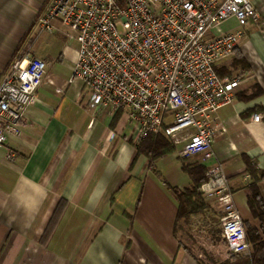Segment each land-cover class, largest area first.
Segmentation results:
<instances>
[{"label": "crops", "instance_id": "obj_1", "mask_svg": "<svg viewBox=\"0 0 264 264\" xmlns=\"http://www.w3.org/2000/svg\"><path fill=\"white\" fill-rule=\"evenodd\" d=\"M51 1L0 0V82L13 61L27 54L47 64L37 97L26 110L21 136L0 146V264L224 261L209 253L202 259L196 240L203 235L196 230L191 237L175 235L178 201L172 190L191 183L178 147L153 164L140 156L132 165L136 143L126 118L90 108L88 90L72 77L77 42H66L63 33L39 26L38 18ZM254 3L261 20L248 22V33L237 45L250 71L234 72L232 76L241 78L235 100L216 112L224 128L213 143L216 157L206 162L188 159L207 169L221 165L236 206L247 218L245 187L250 175L244 157L264 170V118L252 120L254 113L264 114V0ZM237 27L229 19L216 31ZM233 57L217 64L221 73L232 71ZM10 151L14 161L6 159ZM260 190L264 197V183ZM56 209L52 233L42 240Z\"/></svg>", "mask_w": 264, "mask_h": 264}, {"label": "built area", "instance_id": "obj_2", "mask_svg": "<svg viewBox=\"0 0 264 264\" xmlns=\"http://www.w3.org/2000/svg\"><path fill=\"white\" fill-rule=\"evenodd\" d=\"M229 19L238 29L217 32ZM260 20L254 0H52L38 18L42 31L77 42L72 77L88 90L91 109L121 113L136 144L163 133L180 157L200 162L216 157L213 143L224 131L216 112L235 100L241 84L240 76L220 75L216 66L234 55L248 22ZM46 70L43 59L27 54L0 82V146L21 136ZM15 158L11 151L6 156ZM207 176L201 190L222 212L227 255L249 256L243 217L222 166L209 167Z\"/></svg>", "mask_w": 264, "mask_h": 264}, {"label": "trees", "instance_id": "obj_3", "mask_svg": "<svg viewBox=\"0 0 264 264\" xmlns=\"http://www.w3.org/2000/svg\"><path fill=\"white\" fill-rule=\"evenodd\" d=\"M232 71L221 73L220 75L232 76L235 71L238 75L250 71V66L242 53L235 48L234 57L231 63ZM174 144L163 133H150L147 137L136 144V154L132 165L140 156L148 158L151 164L162 156L174 152ZM182 167L190 178L191 183L184 189L174 188L173 194L178 201V214L175 222V235L179 237L189 235L194 230L203 234L213 242H218L221 235V217L222 212L213 207V203L205 199L201 190L202 184L207 180V167L202 164L188 163V158H182ZM246 164L245 173L250 175V180L245 187L248 198V207L250 218L243 217L246 230L247 241L251 247L249 256L231 254L227 259L219 264H264V197L260 190V184L264 183V170L252 163L248 157H244ZM57 221V209L52 216L42 240L47 239L53 230ZM256 221L258 225H254ZM189 253L193 254L190 248L180 241ZM194 255V254H193ZM198 259V257H196ZM199 260V259H198ZM200 261V260H199ZM202 264H205L201 262Z\"/></svg>", "mask_w": 264, "mask_h": 264}, {"label": "rangeland", "instance_id": "obj_4", "mask_svg": "<svg viewBox=\"0 0 264 264\" xmlns=\"http://www.w3.org/2000/svg\"><path fill=\"white\" fill-rule=\"evenodd\" d=\"M243 29L247 32V25ZM47 36H49V34H44V37H47ZM212 243L216 244L215 245L216 247H211L210 245ZM196 246H197L196 250L198 251V254L202 257V259L206 260L205 256L207 257L208 253L212 257H214L215 260L217 259V261L218 260L222 261V260H225L227 257H229V255H227L225 247L223 246L222 236L221 235H220V240H218V242H213V241L209 240V238L207 239L204 235L203 236H199V239L196 240Z\"/></svg>", "mask_w": 264, "mask_h": 264}]
</instances>
